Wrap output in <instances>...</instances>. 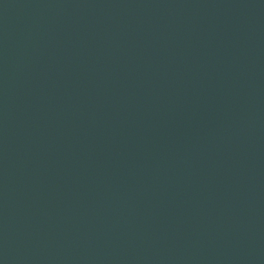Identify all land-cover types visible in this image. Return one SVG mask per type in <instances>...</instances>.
Instances as JSON below:
<instances>
[{
    "label": "water",
    "instance_id": "95a60500",
    "mask_svg": "<svg viewBox=\"0 0 264 264\" xmlns=\"http://www.w3.org/2000/svg\"><path fill=\"white\" fill-rule=\"evenodd\" d=\"M0 264H264V0H0Z\"/></svg>",
    "mask_w": 264,
    "mask_h": 264
}]
</instances>
